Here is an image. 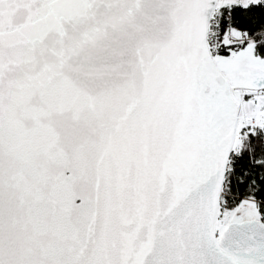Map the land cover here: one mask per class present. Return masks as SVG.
<instances>
[{
    "label": "snow or ice",
    "instance_id": "obj_1",
    "mask_svg": "<svg viewBox=\"0 0 264 264\" xmlns=\"http://www.w3.org/2000/svg\"><path fill=\"white\" fill-rule=\"evenodd\" d=\"M0 264H264V0H0Z\"/></svg>",
    "mask_w": 264,
    "mask_h": 264
}]
</instances>
